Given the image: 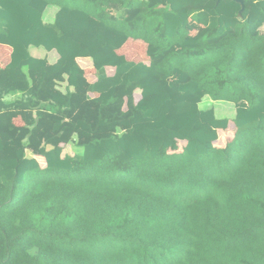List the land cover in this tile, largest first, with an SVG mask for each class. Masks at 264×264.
<instances>
[{
  "label": "trees",
  "instance_id": "16d2710c",
  "mask_svg": "<svg viewBox=\"0 0 264 264\" xmlns=\"http://www.w3.org/2000/svg\"><path fill=\"white\" fill-rule=\"evenodd\" d=\"M262 26L264 0H0V264H264Z\"/></svg>",
  "mask_w": 264,
  "mask_h": 264
},
{
  "label": "crops",
  "instance_id": "0c3cea01",
  "mask_svg": "<svg viewBox=\"0 0 264 264\" xmlns=\"http://www.w3.org/2000/svg\"><path fill=\"white\" fill-rule=\"evenodd\" d=\"M58 10L59 9L57 8L56 12L52 11V12L47 13V14L45 13V17H44L45 22L46 23H53L55 21V17H56ZM186 30L188 31L190 36L194 37V36H197L200 33H202L205 30V26L202 25L201 23L196 22L193 18H189L188 24L186 26ZM260 33L262 35H264V26H262V28L260 29ZM146 45L147 44L146 43L144 44L143 42H141V40L130 39L120 50L117 51V53H118V55L125 57L126 60H128L130 62L144 63L146 65H150L152 63V60L147 56ZM173 50L179 51L180 47L175 46L173 48ZM30 52H31L33 57H36L39 59H47L50 64H55L60 58V56L58 55V53L56 51L48 52L46 50L42 51L40 48L32 47L30 49ZM11 54H12V48H10L9 46L0 44V68L4 69L11 62ZM89 60L90 59H88V58H80V59H78V63L81 66V68L85 71V75H86L87 79L89 80V82L95 83L97 80L96 70L93 67L92 61L91 60L89 61ZM160 60H161V58L156 59L155 62H159ZM106 72H107L108 76L112 77L115 74V68H112V67L107 68ZM172 80L175 82L185 83L189 80V77H188V75L183 74V73L179 72L178 70H174V72L172 74ZM65 86L66 85L64 84L62 89H64ZM91 97H96V95L92 94ZM13 98H14L13 96H9L6 99L12 100ZM141 98H142V93L140 90H138L135 93V102L136 103L139 102L141 100ZM207 99L212 100L209 97H207L204 99V101ZM219 102H224V101H219ZM224 103L234 105V118L236 116V111L238 108L243 107L244 109H246L248 107V103L245 101H240L237 104L230 103V102H224ZM216 113H217V111H216ZM14 124L18 127H23L25 125L22 118H20V117H18L14 120ZM10 144L11 145L6 146V150L2 155L6 158H10V157L14 156L15 152L18 149L22 148L21 142L20 143L19 142L10 143ZM70 147H73L76 150V152L73 155H75L77 153H82V151H83L82 149H79L75 146H70ZM29 156L37 159L39 161L40 165L42 166V168L46 167V161L44 158L32 156L31 154ZM41 159L43 160V162L41 161Z\"/></svg>",
  "mask_w": 264,
  "mask_h": 264
},
{
  "label": "rangeland",
  "instance_id": "374dc122",
  "mask_svg": "<svg viewBox=\"0 0 264 264\" xmlns=\"http://www.w3.org/2000/svg\"><path fill=\"white\" fill-rule=\"evenodd\" d=\"M52 11L56 12L57 11V7L56 6H50L47 9L46 14L50 13ZM141 42H143V41H141ZM146 47H147V45H146ZM40 49L42 51H45V49H43V48H40ZM201 107L203 109H214L215 111H217V115L219 116V118H228V119H233L234 118V105H230V104H227V103H224V102H218V101L215 102V101L207 99L201 104ZM233 134H234V131L229 132L226 135H224V136H226V139L224 140V142H222L221 146H224L226 143L230 142ZM181 145H184V144L182 143ZM75 152H76L75 148L68 147L65 150L64 153L65 154L69 153V154L73 155ZM41 161L43 162L42 159H41Z\"/></svg>",
  "mask_w": 264,
  "mask_h": 264
},
{
  "label": "water",
  "instance_id": "95a60500",
  "mask_svg": "<svg viewBox=\"0 0 264 264\" xmlns=\"http://www.w3.org/2000/svg\"><path fill=\"white\" fill-rule=\"evenodd\" d=\"M218 1H221V0H218ZM240 3H241V4H243V2H242V1H240Z\"/></svg>",
  "mask_w": 264,
  "mask_h": 264
}]
</instances>
